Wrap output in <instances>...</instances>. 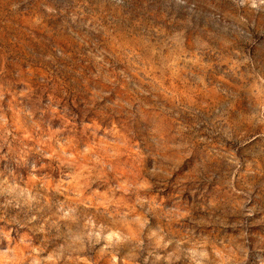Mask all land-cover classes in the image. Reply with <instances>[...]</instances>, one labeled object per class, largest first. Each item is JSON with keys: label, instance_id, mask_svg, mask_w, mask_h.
Segmentation results:
<instances>
[{"label": "rangeland", "instance_id": "1", "mask_svg": "<svg viewBox=\"0 0 264 264\" xmlns=\"http://www.w3.org/2000/svg\"><path fill=\"white\" fill-rule=\"evenodd\" d=\"M0 264H264V0H0Z\"/></svg>", "mask_w": 264, "mask_h": 264}]
</instances>
